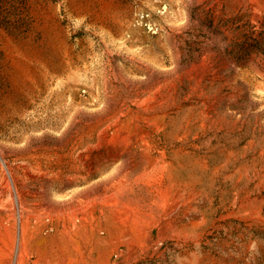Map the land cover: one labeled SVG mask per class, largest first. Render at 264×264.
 <instances>
[{"label": "rangeland", "instance_id": "rangeland-1", "mask_svg": "<svg viewBox=\"0 0 264 264\" xmlns=\"http://www.w3.org/2000/svg\"><path fill=\"white\" fill-rule=\"evenodd\" d=\"M0 264H264V0H0Z\"/></svg>", "mask_w": 264, "mask_h": 264}]
</instances>
